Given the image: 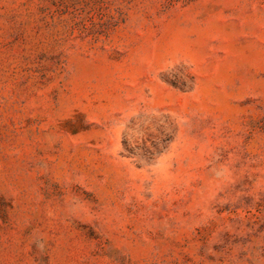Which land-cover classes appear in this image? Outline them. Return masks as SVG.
Here are the masks:
<instances>
[{"label": "rangeland", "instance_id": "1", "mask_svg": "<svg viewBox=\"0 0 264 264\" xmlns=\"http://www.w3.org/2000/svg\"><path fill=\"white\" fill-rule=\"evenodd\" d=\"M0 264H264V0H0Z\"/></svg>", "mask_w": 264, "mask_h": 264}]
</instances>
